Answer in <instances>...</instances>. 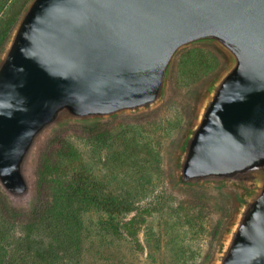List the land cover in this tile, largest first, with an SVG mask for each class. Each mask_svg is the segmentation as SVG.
I'll return each instance as SVG.
<instances>
[{
	"label": "water",
	"instance_id": "water-1",
	"mask_svg": "<svg viewBox=\"0 0 264 264\" xmlns=\"http://www.w3.org/2000/svg\"><path fill=\"white\" fill-rule=\"evenodd\" d=\"M232 56L184 145L179 182L244 189L215 264H264V0H32L0 56V189L32 190L40 139L66 120L157 104L178 50Z\"/></svg>",
	"mask_w": 264,
	"mask_h": 264
},
{
	"label": "rangeland",
	"instance_id": "rangeland-1",
	"mask_svg": "<svg viewBox=\"0 0 264 264\" xmlns=\"http://www.w3.org/2000/svg\"><path fill=\"white\" fill-rule=\"evenodd\" d=\"M24 1L0 0V32ZM31 1L0 41V56ZM232 62L214 41L191 43L174 56L154 106L52 127L30 163L31 194L18 201L0 189V262L215 264L244 189L181 184L179 166L210 88ZM75 183L80 199L67 194Z\"/></svg>",
	"mask_w": 264,
	"mask_h": 264
},
{
	"label": "trees",
	"instance_id": "trees-1",
	"mask_svg": "<svg viewBox=\"0 0 264 264\" xmlns=\"http://www.w3.org/2000/svg\"><path fill=\"white\" fill-rule=\"evenodd\" d=\"M27 1L28 0H25L24 3L22 4V7H20L17 10V12H16L17 18L15 16L11 21L6 22L5 25H4V28L1 30V32H0V41H2L1 42V47H3L4 44H5V42L7 41L8 34H9L12 26L17 22L18 16L20 15L21 10L23 9V6L27 3ZM8 30H9V32H8ZM1 47H0V49H2ZM87 129H89L90 131L94 132L92 130L93 127L91 128V126H87ZM68 192L69 193H67V194H69L71 197L76 198V199H80V197L83 195L82 194L83 193V190H82V186H81L80 183H75V184L69 185L68 186ZM6 213H7V216L8 217H13V215L16 214L15 209H13V208H11L9 206H6ZM60 215H63L64 216L65 214H60ZM2 257L3 256L0 253V261H1V258ZM0 264H2V263L0 262ZM7 264H22V263H16L15 261H13V262L7 263Z\"/></svg>",
	"mask_w": 264,
	"mask_h": 264
}]
</instances>
